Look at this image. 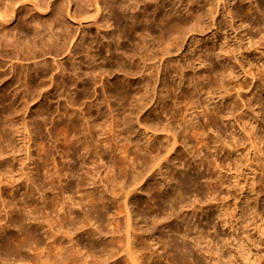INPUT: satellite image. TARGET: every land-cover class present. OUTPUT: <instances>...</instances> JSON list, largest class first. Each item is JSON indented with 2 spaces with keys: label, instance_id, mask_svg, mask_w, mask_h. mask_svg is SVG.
<instances>
[{
  "label": "rangeland",
  "instance_id": "1",
  "mask_svg": "<svg viewBox=\"0 0 264 264\" xmlns=\"http://www.w3.org/2000/svg\"><path fill=\"white\" fill-rule=\"evenodd\" d=\"M49 1L50 2L55 1L56 5L59 3L58 4L59 6L57 5V7L60 10V12L61 11H63V12H61L60 15H58V14L55 15L54 11H52L53 6H52V8H50L51 7V5H50L49 10H45L42 12H34L33 11V12H31V14L34 16L37 15L38 17L35 16L36 19L38 18L40 20V18H41L40 21H42V22L45 21L43 23H47L46 28L51 27V26L49 27V25L52 23V21L54 19L52 16H55V18H57V19L62 18V20H64L65 23L67 22V24L71 23V25L69 24V26L71 28L70 30H72V34L74 33L73 34V36H74L73 40H75L72 42V45L75 42L79 43L78 39L80 37L82 38V36L86 37L85 35L90 34V32H92L93 34H98V35H100V37L106 36V35L108 36V34H109V36L106 38H110V36L113 33L116 36V34H118L119 31L120 32L123 31V33L125 31V35L122 33L117 35V36L120 35V38L112 35L115 37V41H116L115 42L116 45L114 44V46H113L114 48L112 47V50L114 51V53H118L119 55L123 56L124 59H129V62H127L126 64H128L127 66L128 67L130 66L131 68L130 67L128 68L126 66H125V68L119 67V70H120L119 71L116 59H112V61H111V59L109 58V62L113 63L112 67L116 73L115 72H112V74L109 73L110 75L107 73L105 75H102L103 78L101 76L98 79L95 76V79L97 81L96 80H94L96 82L92 81L94 83H92L90 81L91 85H90V83H88L85 87L81 83V81H71V80H73V76H74V73L72 70V65H71L72 63L70 62L72 60L69 57V61H68L67 57L69 55L66 54L68 56L64 55V56L59 57L60 59L57 58L56 61L59 60V61H57V63H56V61L54 63V61L50 59V62L53 61V62H51V68L54 67L56 64L60 65V66L59 65L55 66L56 68L58 67L57 69L56 68L52 69V70L55 69L54 72L51 71L54 74V76L51 75L52 73H49L47 75L50 77L53 76L52 78H50V81H48L49 77H47V76H46L48 78L47 81H42V80H46V78H45L42 80L39 79L41 81H39V80L29 81V84H28V81L27 82L26 81L25 82L24 81H19V82L18 81H11V80H7L10 77H12V74H10L8 72L6 73V76L9 77L11 75L9 78L6 77L7 79H4L3 81H1V79H0V135L6 137V138H3V140L5 139L4 141H2V139H0L1 140L0 145L5 143L4 146H6V147L3 146L4 148H6L7 150H8V148L10 150H12L11 148H13V151L15 150L14 152L11 151L10 154L15 153L17 161L13 159L12 155L11 156L8 155L11 157V158L10 157L9 158L13 162L12 164H13V169L15 172L14 173V181H15V179H17V176L19 178L18 173H20L22 168L25 167L23 165H26V163H27V165L29 164L28 166H30V168L28 167V169L31 170V172H32V173L28 174V176H30V178L32 176L33 183H34V181H36L38 184H42V186H43L42 191H44L42 193L44 198L41 197V194H34L33 197L31 196V197L25 198V196H23L24 191L25 190L28 191V190L32 189L33 185L28 184L29 186H26L25 184H21L22 180L25 179V177H27V176H24V178L23 177L21 179L19 178L20 183L17 179V181L19 183V187H17L16 189H11L10 184H8L9 187L6 188L8 193L5 190L4 198H6L7 201L10 200L11 198L16 197V199L32 201L31 203L34 202L36 206L38 205V208L41 207L39 212L37 213L38 217H41L43 215L42 217L45 218V216L47 217L46 213L52 212L51 213L52 216L51 215L50 216L53 218L52 223L53 224L55 223L54 227H55V231H56L58 228L57 227L58 226V223H57L58 220L60 222L66 224L71 219V217H73V216H70V217L68 215L64 216L67 220H64L62 217L60 218L58 216L59 219L57 220V214L59 213V211L57 209V211H58L57 212L56 208H55V210H53L54 209L53 205H56L59 202L61 203L62 201L64 202L65 199L66 200L69 199L70 203L73 204V206L70 205V203L65 204L67 210H70L73 208L72 210L78 209V210H76L77 213H80V211L83 213L84 209L89 210V208H88L89 206L87 207L88 203L85 205V202H87V199H88L85 197L86 196L85 194L92 192L94 189H93V185H89L86 182L83 183L84 186L80 187L81 183L79 184V182L84 181L86 179V177H87L86 174H90L92 177L93 176L95 177L94 179L97 182L96 186L99 188L105 189L106 186H102L103 184L98 182V180H99L98 178L101 177L102 179H106V178L108 179L109 176H111V179L112 178H114V180L117 179V182L115 183V181L113 179L109 180V181H112V182H110V184H112V185H109L108 187H106V190H107L106 192H108V193H105V194H107L108 197L110 195V197L112 198V199H110V197L108 198L109 199L108 203L111 202L112 204L107 203L108 207L106 204V208L108 210L109 215L105 216L104 220L109 219V221H108L109 224H107L108 223L107 220L105 221V224L108 225L109 228H112V227H110V226H112V224L110 222L113 221L115 216L117 218V215H116L117 208H116V210H114L116 207V204H114L113 201H114V198L119 199L120 196L118 195L117 197H115L113 191H114V188L117 189L115 185L120 182L121 183L120 186L117 184L118 188L123 187V184H124V189L125 190L127 189L125 192H129V190L131 191V193H130L131 196H130V194L128 195V199H129L128 205H129V207H131V210L135 212V213L133 212V217H134L133 221H137L136 223L134 222L137 226L139 225V226H142L143 228H146V224H147L146 221H148V218L152 219L154 217V219L164 220V221H161V223L159 222L158 223L159 225L156 224L157 228H156V232H155V238L158 239L160 237L162 239V242L159 244H156L155 238L151 239L150 243H153V248L150 252H154L155 258L161 254L160 255L161 258H159V259L161 261H165V263H166L170 253L169 252L166 253V250H164L163 243L166 242L168 235L172 233V229L176 225V221H174V217L170 214V212H167V213L162 212V209L168 208V207H165V205L167 204L166 201L170 197L169 194L170 195L172 194V192H171L172 189H175V185L180 180H185V179L191 178L193 176L198 177V176L204 175L206 177L209 175L208 176L209 179H207V177H206V179L203 178L204 180L202 179L197 186H192L188 190V194L186 195L185 201L183 202V210H186L185 216L187 217V219H189L188 224L191 228V231H189V233H188L189 234L188 239L184 241V244L190 249V251L201 262V264H253L252 263L253 260L256 261V259H258V258H264V215L261 213L258 215L259 211H258L257 207H255L256 204H255V197L253 195L254 193H251V191L249 190L250 186L248 187V189L244 190L243 192H234L230 195V194H228L227 188L225 185L222 187V186H219L220 184H214L213 185V184L205 183V181L208 182L211 178H212V180H214L213 179L214 177L216 179V175L214 173H212L213 172L212 167L214 169L215 165H213V164L218 160V158L219 159L222 158L224 160L225 166L223 169L224 171H222V173H224L226 170L227 174L224 173V175H225V177L227 175V178H225V181L227 180V182L233 181L234 180L233 177L235 178V176H236L235 174H240V172L242 170H244L243 171L244 173L242 175V179H246V178L251 179L252 177L258 178L257 176H259L258 174L260 173V168L262 167V165L264 166V115L262 116L261 110H260L261 106L259 105L260 101L264 102V91H263L264 90V88H263L264 87V84H263L264 78L260 77L261 74L263 76V73H261V71H260L259 62H258V61H260L258 54H262V56H264V0H248L249 2L247 0H245V2H244L245 8L248 7L249 9H251L250 13H245V14H244L245 8L244 9H242L243 7L240 8V6H239L240 3H238L237 0H235L231 3H226L227 6H224V7H227V8L225 9L224 7H222L220 9L221 11L219 12V15L217 14L218 16L216 15L215 17H213L211 19H204L203 16H205L204 15L205 12L203 13V15L200 14V11H205L204 6H201L198 8L196 7L198 12H199V14H198V12H196L197 11L196 8H194V10H193V8L191 9L190 3L188 2L189 0L188 1L184 0V2L180 1V3H178V5H177V0H174V1L168 0L166 3H168V2L172 3L174 8L177 10L181 9V10H179V13L180 14L182 13V16L180 15L178 17L179 18L178 21L181 20L180 18H182V21H179L176 25H174L172 27V29H170V31H169L170 33L167 32L165 34L163 32L161 33L162 27H163V24L161 21L163 19L164 13L159 11V9L156 8L157 6H153V4L156 5V3L159 0H153L151 2V4H152L151 6L153 8H151L150 4H148V7L147 6L145 7L142 4L140 6L136 5L137 6V7L135 6L136 8L133 6L131 9L132 12L129 10L130 14L132 13V15L134 14V17H136V18H133L132 20H130V24L134 23L133 25H135V27L133 26L134 29L138 28L136 31L135 30H129V29L127 30L126 27L123 25L124 23H122L120 25V27L118 26L119 28L116 27L114 19L111 18L112 16L108 17V15H110L109 11L103 9L104 14H102L103 12L101 9L105 6L104 5L105 2H103V1H108V0H95L99 5H97L96 2L93 0H73V1H71V4H70L71 6H69V8H67V7L65 8V5H63L62 2L60 3V1L48 0L47 3H49V4H50ZM101 2H103V7H102ZM112 2L113 1L111 0L110 3H112ZM115 2H116V4L118 2V4L115 5ZM7 3H8L7 0H4V1L0 0V6H1L0 8L6 7ZM113 3H114L113 6L115 8L119 7L120 3L124 4V6H128V3H122L121 1H118V0H116V1L114 0ZM169 3H168V5H166L167 7L169 6ZM182 4L184 7V11H183ZM175 5L177 6V8L175 7ZM179 5L181 6V8H178V7H180ZM250 5H251V7H249ZM187 6H189V8ZM257 6L259 7V9ZM14 7H16V6H14ZM27 7L30 8L29 4L27 5ZM140 7L144 11L139 9ZM81 8H82V10L84 8H86L83 10L85 12H83L81 10ZM11 9H13V8H11ZM20 9H22V8H20ZM133 9H135V10H133ZM170 9L171 8H167L166 11L168 12V11H170ZM227 10L230 11L232 13V15L234 14L231 18L227 14L224 15V13L227 12ZM233 10H235L234 13H233ZM255 10H258V11H255ZM81 11L83 13H80ZM87 11H88V13H86ZM116 11H118V13L121 15V13H120L121 10L116 9ZM134 11H135V13H134ZM140 11H142V12H140ZM254 11L256 12L257 15L254 14ZM28 12L26 13V10H23V9L20 10L19 12H17V14H19L17 18H19L22 15L24 16V14H26L28 20H33L34 17H32V15L30 13L28 14ZM77 12H79V13L77 14ZM107 12H108V14H107V17L104 21L103 15H106ZM153 12H154V14H153ZM185 12H188L190 14L185 13ZM191 12L192 13L194 12L193 16H192ZM67 13H69V14H68V17L66 18ZM183 13H184L185 17H187V20L190 19L191 22H190V20H188V21L186 20ZM195 13H197L198 16ZM52 14H54V15H52ZM84 14H86V16ZM57 15H58V17H57ZM142 15H143V18H142ZM29 16H31L30 17L31 19L29 18ZM201 16H202V18H201ZM234 16H235V18H234ZM85 17H89V18L91 17V19L87 18L88 21L90 22V24L88 21L85 20ZM190 17H193V18H190ZM194 17L196 18L195 22H194ZM199 17H200V19H199ZM51 18H53V19H51ZM72 18H74L75 20ZM107 18L111 19L110 21L112 23H110L109 19H107ZM134 19H138L139 21L141 19L142 20L141 24H140L141 26L138 24L140 22L137 23ZM197 19H199V21ZM46 20H47V22H46ZM77 20H78V22H77ZM200 20L203 21V22L201 21L203 24L202 23L199 24ZM132 21H134V22H132ZM183 21H186V22H183ZM96 22L101 23L100 27L95 25ZM106 22H108L107 24H109L111 26L108 25V27L105 26V28H104L103 24L107 25ZM135 22H136V24H135ZM142 22H145V23H142ZM189 22L191 23L190 25H192V23H193L194 26L198 27L199 29L197 28V30H196V28L193 25L190 26ZM196 22L198 24H196ZM17 23H18L17 20L13 19L9 25L10 26L9 28L12 30L15 27V25H17ZM242 23H244V25H242ZM88 24H89V26H88ZM204 24L205 25L207 24V26H205ZM251 24H255L256 27L258 25L259 26L261 25V27L258 28L260 33L256 32V34H255V30H253L249 27V26H251ZM197 25H199V26H197ZM87 26H88L89 30H88ZM146 26L148 28H146ZM175 26H176V28H174ZM200 26H202L203 28ZM81 28H82V30H80ZM121 29H123V30H121ZM145 29L148 32L144 33ZM180 29H183V30L186 29V30H188V33H186V30H184L185 32L182 30L179 31ZM247 29H248V31H247ZM40 30L42 31L43 28L40 27ZM84 30H86V33H84L85 32ZM149 30H151L150 31L151 33H149ZM174 30H176V31H174ZM219 30H221V31H219ZM87 32H88V34H87ZM116 32H118V33H116ZM177 32L182 33V35L180 33L177 34ZM81 33H84V34H81ZM102 33H105L106 35L105 34L103 35ZM79 34H80V36H79ZM138 35H140V38ZM159 35H163L162 36L163 38H161ZM178 35H179V37H178ZM121 36L122 37L125 36L127 39L125 40L124 39L125 37L122 38ZM176 36H177V38H176ZM128 37L129 38L132 37V39L130 40ZM141 37H144V38H141ZM116 38L117 39L119 38L120 44ZM145 38L146 39L148 38L147 40L149 41L150 45L146 44L142 41ZM246 38H248V40H246ZM157 40L158 41L161 40V42H158ZM140 41H142V42H140ZM247 41H248V43L250 42V44L253 43L255 45H253V44L250 45L247 43ZM129 42H131V43H129ZM168 42L171 43V45ZM172 42L176 43V45L173 44ZM141 43L144 47L141 45ZM222 43L231 44V45L232 44H234V45H239V44L243 45L244 44L245 47L247 45V48H249V47L252 48V46H253L254 48H252L251 51H253L256 48H259L258 47L259 45H261L263 47L262 51H259L258 54L257 53L255 54V51H253L250 55H244V60L240 59V62L244 65L245 69L248 72L252 73V76H250V75H248V73H245V71H244L245 69H243L244 68L243 66L237 67V71L240 74L239 81H237V82H238V84L240 81L244 82L243 85L245 88L242 89L243 91L242 90H240L239 92L237 91V89H236V88H238L237 87L238 85H236L237 82L232 81V83L235 84V85H233L231 83V81H229V79L227 80L228 77L226 74H228L227 73L228 66L226 67L225 63H227V65H229L230 61L227 60V58L225 57V55H223L221 50L219 51V49H220L219 46ZM127 44H130V45H127ZM154 44L156 47L154 46ZM167 44H169L170 47L169 46L167 47ZM172 44H173V46H172ZM119 45L122 47H120ZM118 46H119V48H121V50L118 51L119 50L118 49L117 51H115V47L118 48ZM131 46H133L134 48H132ZM150 46L151 47L154 46V48H151ZM157 46H159L160 48H158ZM122 48H124V49L122 50ZM127 48H129L130 50H128ZM142 48H144V49H142ZM155 48H157V49H155ZM167 48H169V49L172 48V50L168 49L169 51L164 52L165 50H167ZM161 49L164 51L162 52ZM121 51H123V52H121ZM126 51H128V52H126ZM137 51L140 55L137 54ZM129 52L131 54L133 53L132 56H134V55L135 56L132 58V56L130 55ZM144 52H145V55L147 56V58L144 57L145 56V55H143ZM168 52H170L169 55H167ZM155 53L156 54L158 53L157 54L158 56L161 53L160 55H163V57L166 55V57H164L165 59L163 57H161L162 61L159 62L160 63L159 74H157V76L154 77V79L152 80V81H155L154 82L155 85H154V83L152 84V86L155 89L152 87L150 93L152 94V91H153V94L155 93L156 95L155 94L151 95L154 98L153 100H152L151 96H148V101H149V103L147 105L148 107L146 106L140 112H138V110H136V112H135V109L132 110V107L135 108V103H136L137 99H139L138 96L140 95L139 97L141 98V95L144 93V91H142V87H141L142 81L140 78L142 76V71H143L142 66H143L144 62L149 63V61L147 59L151 58L152 54L155 55ZM104 54H103V56L109 57V53H107L108 55L106 53H104ZM141 56H142V59L140 60L139 58ZM137 57H138V59H137ZM144 58H145V61L143 60ZM183 58H185V59H183ZM170 59L172 60V62L170 61ZM190 59L192 61H190ZM139 60H140V62H139ZM183 60H185V61H183ZM122 61L124 62L125 60H122ZM188 61H190L191 63ZM106 62L107 61H105V63ZM153 62L154 61H150V63H153ZM173 62H174V64H171ZM182 62H184L185 64ZM210 62L213 64H210ZM163 63H164V65H163ZM168 63H169V65H168ZM178 63L183 68H181ZM187 63H190L191 65L187 66L186 65ZM232 63H235V62H232ZM132 64H134V65H132ZM141 64H142V66H141ZM183 64L186 65L187 68L185 66H183ZM211 66H213V67H211ZM138 67H141L142 71H141V68H138ZM169 67H174L175 70H173L174 68H169ZM178 67H180V68H178ZM189 67H191V68L193 67L194 70L188 69ZM120 68L125 69V71L129 70V72L128 73L124 72V71L122 72L123 69L121 70ZM176 68H178V71L176 70ZM254 68H255V72H252V69L254 70ZM256 68H258L257 69L258 71L256 70ZM126 69H128V70H126ZM182 69L185 71H183ZM181 70H182V74L180 72ZM140 71H141V73H140ZM137 72L140 75L138 74V76H136ZM175 73H177V74H175ZM128 74H130V75H128ZM132 74H136V75L134 76ZM183 74L185 77L183 76ZM245 74H247L248 76ZM254 75L256 77L260 78V80L256 77H254ZM207 76H208V78H207ZM68 77H70L71 80H69L70 78H68ZM211 77H213V78H211ZM248 77H250V78H248ZM251 77L252 78L254 77V78L252 79ZM14 78L16 79L18 77L15 75ZM53 78H54V80H53ZM59 78H60V80H59ZM21 79L23 80V78H21ZM212 79H215L216 82H215V80L213 82ZM251 79H252V82H251ZM63 80H65V81H63ZM206 80L207 81L209 80V81L207 82ZM137 81L139 82L138 84H136ZM210 81H211V83L213 82V84H211ZM248 81H249V85H248ZM74 83L77 84L78 86L75 85ZM140 83H141V85H140ZM208 83H210V85ZM173 85H174V87H173ZM213 85H215V86H213ZM210 86L213 87L212 90L214 92L210 89V88H212ZM222 88L224 90H221ZM260 88L262 91L260 90ZM233 89H236V91H237L236 96L234 94L236 92ZM163 90H164V92H163ZM207 90L209 92L212 91L215 96L213 94H211L212 92L208 93ZM224 91L230 92L229 94L231 95V97H229L230 96L229 94L228 95L226 94L225 96H227L228 98L222 102L220 97L217 95H220ZM138 92H140V93H138ZM59 93H61V95ZM238 93H240V94H238ZM29 94H31V95H29ZM39 94H41V95H39ZM47 94H48V96H47ZM135 94L138 96L136 97ZM160 94L164 96V99H163V96H161ZM208 94L210 96H207ZM232 94H234V95H232ZM44 95H46V96H44ZM57 95H58V97H57ZM165 95H166V97H165ZM130 97H131V99H130ZM132 97L134 98V100ZM188 98H189V101H187ZM192 98H193V100H192ZM238 98H240V99L238 100ZM2 99H4V100H2ZM184 99H185V102L187 101V103L189 105L188 106L186 103V106H188L187 108L185 106ZM191 100L193 102V105H191L192 109H195V110H192V109L189 110L190 111L189 113L191 114V116L189 113L184 114V115L189 114L188 118H190V119L192 117V122L194 124L192 123L191 125H195L198 131L202 130V128H203V130L207 129V130H204L205 131L204 136H201L198 134L199 137H196L197 133L194 134L192 128L190 127L191 126L190 121H188L190 119H188L186 121L187 123L179 120V118H180V117H178L179 111L180 110L185 111L186 109H188L190 107V103H192V102H190ZM3 102H5V103L3 104ZM194 102H195V105L197 103V105H196L197 107L194 105ZM109 103H110V105H109ZM204 104L207 107L209 106L207 108L208 110H204V108H205ZM223 104H225V106ZM250 104H251V107L248 108L250 106ZM130 105L131 106L133 105V106L131 107ZM182 105H184V109L181 108ZM243 105H244V107H243ZM245 105H246L248 110H246ZM110 106L112 109L110 108ZM193 106H195L196 108H193ZM198 106H201V107L199 108ZM163 107L166 109V111H168V109H169L168 114L167 113L164 114L165 116L163 114H162L163 116H161V111H162ZM7 108H8V110H7ZM215 108H217L220 111V113L228 114V117L224 118L223 120L220 119L221 117L215 118L213 112H211V110L213 111V109H215ZM244 108L246 111L244 110ZM175 109H179L177 114H176L177 110L175 111ZM202 110L204 113L202 112ZM209 110H210V112H209ZM195 111H197V112L195 113ZM158 112L160 113V115ZM173 112H175V113H173ZM7 113L10 115H6ZM139 113H140V115H139ZM169 113L174 114V115L172 114V118H171V114L169 115ZM181 113L182 112H180V114ZM192 114H194V116ZM201 114L202 115L207 114V116H202ZM224 114H221V115H224ZM135 115H138V117ZM159 116H161V120H160ZM213 116H214V118H213ZM157 117H159V118L157 119ZM164 117H166V120ZM167 117L169 119H167ZM177 117H178V119H177ZM209 117H210V119H209ZM240 117L243 118L244 122H246L248 120L247 121L248 125H246L247 122H246V124L244 123V125H243V121H242L240 123V124H242L241 127L242 126L244 127L245 125L249 126L248 129L252 130L253 135L255 134L254 135L255 138L256 137L258 138V139L257 138L256 139L258 142V146L261 147L263 158H261V156L259 155L260 153L257 154L258 151L257 152H256V150L253 151L254 149H252V147H251V140H248V137H247L248 134L247 133L244 134V132H242L241 130L238 129V127L236 125L237 123L235 124V122L238 120L237 118H240ZM113 118H116V119H118L117 121L121 122V123L117 122L115 124L116 125L115 126V133L119 136L122 135L125 137V138L120 137L119 141L124 142V143L122 142L121 144L123 145L122 147H124L123 148L124 152L128 154V156H129L128 158L126 156L127 154H125L124 152H123L124 155L122 153L118 152V154H120V155L122 154V156H120V155L118 156L116 154L113 155L111 153L112 149H109L111 145L110 144L108 145L107 136L105 134H103L104 130L107 129V127L109 129L110 124H111L110 122L113 121ZM147 118H148V122L146 121ZM162 118H163V120H162ZM211 118H212V120H211ZM135 119L138 120V123ZM173 119H174V121H173ZM217 119L219 121H217ZM225 119L227 121H225ZM214 120H216L217 122H215ZM228 121H229V123H228L229 125L228 124L226 125V123ZM162 122L164 125H169L172 127V132L173 133L176 132V136L178 135V137H177L178 142L180 140L181 144L179 142L178 144H176V146H175L176 148H174L173 150L170 151V154H169L170 158L167 156V154H165V151H162L163 155L161 153V155H162L161 158L163 156H164L163 158H165L167 156L169 158V160L167 161L168 165L170 163H172V165L170 164V166H164L163 167V169L161 170V172H163V175H162V173L160 174L159 171H158L159 174L157 172L154 173V174L157 173L156 176H153V178L157 182H155V180H153V178H152V181H151V179H148V180L144 179V181L140 184V189L137 191V193H135V192H133L135 190V186H131L133 188L130 187L131 189H133V191L130 188L128 189L127 186H129V184H132V181H134V179H135V173H134L135 172V167H134L135 166V156L138 155V156H142V157L146 158L145 152L143 151L144 149L142 147H144V146L146 147V145H148V143L151 142V141H148L147 139L150 138L153 140L151 132L150 131L148 132L150 134H148L146 132V131H148V128L152 127V128L160 129L157 132V136H158L157 140L159 142L157 140H153L154 143L152 142L153 144H155V146L163 149L164 147H167L168 144H170L172 142L173 138H172V135H169L170 133L167 132L168 130H165V131L167 134L169 133L168 134L169 136L165 133L164 130L161 129L164 126L162 124ZM188 122H189V125H188ZM201 122L204 124H202ZM214 122H215V124H214ZM233 122H234V124H233ZM60 123H61V125H60ZM176 123L179 125H176ZM118 124H121L120 127L118 126ZM141 124H144L145 127H148V128H145L144 125H142L147 130H144L143 127H140ZM172 124H174V125H172ZM23 125H25V126H23ZM153 125H155V126H153ZM161 125H163V126H161ZM202 125H204V126H202ZM26 126H27V129H29V133L31 132L30 136L32 135L31 136V138H32L31 142H29V143H27V141H26V139L28 140V138L26 136V135H28V133H26V131H24ZM195 126H193V127H195ZM201 126H202V128H201ZM207 126H209L211 130ZM72 127L75 129V131H73L74 129ZM198 127H200V128H198ZM118 129H120V130H118ZM189 130H190V132H189ZM119 132L121 134H119ZM211 132L214 135H212ZM65 133L69 134L68 135L69 137H67V139L69 140V143H71L70 141L72 140V142H75V146H73L71 148H69L68 145L66 146V142H65L64 138L62 137V136H64ZM144 134H146V135H144ZM233 135H235L236 137ZM145 136L146 137L148 136V137L146 138ZM164 136L166 137V139L163 138ZM183 136L186 139H184ZM218 136H219V139H218ZM159 137H160V139L162 137V139H163V140L161 139L162 142L159 139ZM122 138H123V140H122ZM235 138L239 142L238 143L239 144V148H238L239 151H236L237 153L235 152V150H238L237 148L232 149V151L234 150V152H235V153L233 152L232 154L231 153H224L223 150H221V149L219 151L218 145L221 142L220 140H222V142H224L226 140L224 143H226V144L228 143V145L230 143V145H231L232 144L231 142L236 140ZM77 139H78V141H76ZM125 139H126V141H125ZM181 139L182 140L184 139V140L182 141ZM198 139H200V141ZM166 140H169L170 143H167L168 141H166ZM216 140H219L218 145H217L218 142ZM146 141H148L147 144H146ZM156 141H157V143H155ZM185 141H186V145H185ZM201 141H205V142H202V144L207 142L205 144L206 147H204L205 145L201 144ZM248 141H250V142H248ZM259 141H260V143H259ZM160 142L162 145L160 144ZM182 142L184 143V145ZM215 142H216V144H215ZM81 143H83V146L80 145ZM125 143L127 144L126 145L127 148L125 147ZM135 143H137L139 146ZM10 144L12 146H10ZM143 144H145V145H143ZM86 145L88 148L87 152L84 149V146L86 147ZM249 145H250V147H249ZM28 146L29 147L33 146L32 148L30 147V154H31L30 158L32 160V161L31 160L30 161H31V163L33 161H35V162H33L35 165H33V163L31 164L29 162V159L26 160V158H27V157H25V156H27L26 155L27 154L26 153V151H27L26 147H28ZM135 146H136V148H135ZM137 147H139V148H137ZM138 149H140V150H138ZM215 150H217V151H215ZM94 151L98 152V156L100 155V158L97 157V155L95 154ZM186 151H188V152H186ZM229 154H231V155H229ZM28 155H29V152H28ZM95 155L97 158L95 157ZM117 156H118V158H117ZM123 156L126 158H124ZM223 156L228 157V159L226 157H223ZM112 158H114V159H112ZM19 159L25 160L26 163L24 162V164H22L21 163L22 160H19ZM118 159H120V160L117 161ZM127 159H129V160H127ZM173 159H174V161H172ZM247 159L250 160L249 163H244L245 160H247ZM114 160H115V163H114ZM146 160L149 161V158H146ZM116 161L119 163V165L117 164ZM127 161H128V163H127ZM132 161L134 163H132ZM202 161H204V162H202ZM120 162L123 164L121 166L122 168L119 169V166L121 165ZM164 162H166V161L163 160V163ZM201 162H202V164H201ZM211 163L213 166L211 165ZM234 163L235 164L236 163L241 164L240 170L235 169L237 167H235L236 165ZM130 164H134V165H130ZM199 164H200V166H199ZM247 164L250 165L249 168H246L248 166ZM128 165H130V167L133 166L134 168H130V167H128ZM116 166H118V167H116ZM124 166H126L127 168H125ZM171 166H174V169L171 168ZM194 166L196 169L199 166L198 170L193 168ZM207 166H209V167H207ZM141 167H142L141 164H139L138 167L136 168V171H139L141 169ZM6 168L7 167H5V168L3 167V169H2L3 173L6 171L5 170ZM228 168H230V169H228ZM117 169L120 172H121V170L123 172L118 173L119 171ZM171 170H172V173L170 172ZM206 170H210L211 172L206 171ZM254 170H255V172H253ZM116 171H118V172H116ZM168 172L172 175H170ZM252 172H253V174H251ZM63 173H66L65 177L64 176L59 177L60 178V180H59V178H57L58 174L62 175ZM95 173H98V175ZM116 173H118V174L116 175ZM123 173H125V174L127 173V174L126 175L124 174L125 175L124 176ZM210 173H212V174L210 175ZM128 174H129V176L131 174V177H129ZM15 175H16V177H15ZM148 175H147L148 176L147 178H149L151 176V174H148ZM91 176H90V178H91ZM114 176H116V177H114ZM120 176H122V177H120ZM127 176L129 177V179L126 178ZM210 176H212V177H210ZM230 176L232 178H230ZM84 177H85V179H84ZM161 178L162 179L164 178V179L162 180ZM223 178H224V176H223ZM228 179H230V181ZM10 180H13V179L10 178L9 181ZM212 180H210V181H212ZM17 181H15V182H17ZM51 181H53L52 185H53V187H55L53 190H52V185H50ZM59 181H60V183H59ZM113 181H114L115 185L113 184ZM210 181H209V183H210ZM214 182H215V180H214ZM18 183H14L13 185H18ZM126 183L128 184L127 186H125ZM67 184L70 185L69 187L72 188V191L60 193V190H59L60 187L62 185L65 186ZM150 184L158 186V187H156V186H153V187H156L157 189L156 188L155 189L157 191L159 190L160 193L154 191L155 189H153V187ZM2 186L3 185H0V187H2ZM212 186L215 187L216 190ZM151 187H152V189H151ZM158 188H160V189H158ZM149 189L151 192L149 191ZM12 190L13 191L16 190V193L14 195H10V194H13V193H10V192H12ZM154 192H156V193H154ZM211 192H212V194L214 192H216V194H214V195L218 196V197L216 196L218 201H220V199L222 200V198H226L225 203H227V207L230 206V208H233L232 204H234L235 201H237L239 203L240 207L238 210V217H237L240 220L239 227H235L234 229H232V228H229L228 225H223L222 223H219L218 216L222 217V215L224 214L223 207H221L222 206L220 204L221 201L218 202L217 206H215L213 208L208 207L210 203L214 202L212 197H211L212 196ZM11 196H13V197H11ZM82 197H84V198H82ZM148 197H150V198H148ZM28 198H29V200H28ZM54 198H56V199L54 200ZM63 198H64V200H63ZM81 198L86 199V200H84L85 202ZM69 200H67V201H69ZM123 200H124L123 198L120 199V202H124ZM194 200L199 201L200 205H202V207H203V211L201 213H195L193 215L190 206L192 205V202ZM211 200L213 202H210ZM165 202H166V204H165ZM43 203H44V206L46 204L50 203L49 205L52 206V207H50V212H49V210L48 211L44 210L45 212L43 211V209H42L44 207ZM76 203H78V204H76ZM140 203H141V205H140ZM146 204H148L149 206ZM219 205H221V206H219ZM163 207H165V208H163ZM82 209H83V211H82ZM51 210H53V211H51ZM88 210H86V211H88ZM141 210H143L144 212ZM210 210L213 213L214 217L215 218L217 217L215 219L214 223L217 224V229H218L219 233L225 238V240H226L225 243L229 248L228 252H226L228 256L225 259H221L219 257H215V258L211 259L209 257V255L205 252L206 248L210 246V245L207 246V244H206V241H207V238H205L206 234L203 236L204 239H202V242L200 245H196V242L194 241L195 237L198 236V229L195 225H199L200 227L205 226L206 225L205 214H206V212H209ZM145 212H146V214L148 213L147 215L149 217L146 216L147 219H144V220H146V221H144L145 222L144 223L142 219L144 218L143 213L145 214ZM114 213H115V215H112ZM19 214H24V212L20 211ZM135 214H138V215L134 216ZM152 214H154V216ZM244 214H248V215L250 214L251 220L249 221V223L244 222V219H245L243 216ZM2 215L5 216V214L1 213V217H2ZM11 215H14V213ZM139 215H141L143 217H140ZM262 215H263V217H262ZM34 216H36V215L34 214ZM67 216L69 218H67ZM111 216L112 217L114 216L113 219ZM52 218L49 217V219H52ZM161 218H165V219H161ZM40 219L43 222L44 219L43 220H42V218H40ZM54 219L56 220V222H54L55 221ZM117 219L119 221L120 217H118ZM123 219H124L123 217H122V219H120L121 224H123V222H122ZM150 219L148 222H150V224H152L151 222L153 219L152 220H150ZM4 222L5 221H3L2 223H4ZM44 223L45 222H43V224ZM250 224H251V227H246ZM94 227H95V225H94ZM134 227H135V225H134ZM92 229H93V227H92ZM256 229H258L257 234H256ZM178 230H180L181 234H184L186 232V226L181 225L178 228ZM81 232L82 231H79V233L78 232L77 233L80 234ZM40 233L42 235V237H41L42 241H43L42 245H45V244L49 243V241H52V240H47V238H46L47 236L42 234V231ZM258 234H260V235H258ZM179 235L180 234H176V233L174 234L176 239H178V241L181 242L182 239L179 238ZM249 235H253V236L250 239H246V237H248ZM71 237H74V238L78 237L77 239H79L80 235L78 236L75 234V236L73 235ZM260 237H261V240H260ZM107 239H110V238L108 237ZM64 241H65L64 242L65 245L69 246L68 241H66V240H64ZM108 241H106V243ZM59 242L60 241L57 242V245L59 244ZM252 242H254V244H252ZM42 245H41V247H42ZM55 245L56 244H54V246ZM45 247H46V245L44 246V248ZM42 248H40V249H42ZM44 248H43V256L48 254V253H46L48 251L45 250ZM44 250H45L46 254L44 253ZM230 252L234 253L232 258L231 257L229 258ZM0 253L5 254V251H3V252L1 251ZM38 254H39V251H38ZM34 255H35V253L25 251L24 252V256H25L24 258L25 259L23 260L24 264H33L35 262L33 259L36 260ZM247 257L250 258V262L246 260ZM255 261H254V264H258V262H255ZM19 263H17V264H19Z\"/></svg>",
  "mask_w": 264,
  "mask_h": 264
},
{
  "label": "bare ground",
  "instance_id": "2",
  "mask_svg": "<svg viewBox=\"0 0 264 264\" xmlns=\"http://www.w3.org/2000/svg\"><path fill=\"white\" fill-rule=\"evenodd\" d=\"M1 1H4V0H1ZM8 1V3H7V5H6V7H4V8H0V79H1V81H3L4 79H7V78H9V77H7L6 76V73L8 72V73H10V74H12V77H10L9 79H7V80H11V81H28V84H29V81H36V80H39V79H45L46 78V80H42V81H47V77H49V80L48 81H50V78H52L53 76H54V74L52 73V72H54V70H52L53 68H56L55 66L57 65H59V64H56L54 67H52L51 68V62H53L54 61V63H55V61H56V59L58 58V59H60L59 57H61V56H64V55H66V54H68V55H66V56H68L67 58H68V61H69V57H70V59L72 60V61H70L72 64V70H73V73H74V76H73V80H71V78L70 77H68V78H70L69 80H71V81H81V83L86 87V85L88 84V83H90V81L92 82V81H94V80H96L95 79V76L97 77V79L99 78V77H101L102 75H105V74H109V73H111L112 74V72H115L114 70H113V67H112V62H109V58L111 59V61H112V59H116V62H117V66H118V70H119V67H124L125 68V66L126 67H128L127 65L128 64H126L127 62H129V59H124V57L123 56H121V55H119L118 53H114V51L112 50V47L114 46V44H115V37L118 35V34H120V33H122V34H124L125 35V31H124V33H123V31L122 32H120L119 30V33L118 32H116V33H118V34H116V36L114 35V33L112 34V35H114V36H110V38H106V37H108L109 36V34H108V36L105 34V33H102L103 35L105 34L106 36H101L100 37V35H98V34H93L92 32H90V34H88V32H87V34L88 35H85L86 37H84V36H82V38L80 39H78V41H79V43H77V42H75L73 45H72V42L73 41H75V40H73V34H72V30H70L71 28H70V26H69V24L71 25V23H69V24H67V22L65 23L64 22V20H62V18H60V19H57V18H55V16H52L53 18H51V19H53V21H52V23L49 25V27L50 28H46V26H47V23H43V22H45V21H40L41 20V18H40V20L37 18H35V16H37V15H32L31 14V12H42V11H45V10H49V7H50V5H51V7L50 8H52V6H53V9H52V11H54V13H55V15L56 14H58V15H60L61 14V12H63V11H61L60 12V10L58 9V7H57V5L59 4H57L56 5V2L54 1H52V2H50V4L49 3H47L48 2V0H7ZM56 1H60V3L62 2L63 3V5H65V8L67 7V8H69V6H71L70 4H71V1H73V0H56ZM93 1H95V0H93ZM113 2H114V0H112ZM116 1V0H115ZM118 1H121L122 3H128V6H124V4H119V7H114L113 6V2L112 3H110L111 2V0H108V1H103V2H105L104 3V7H103V2H101L102 3V12L104 11V10H107V11H109V14L110 15H108V17L109 16H112L111 18L112 19H114V21H115V25H116V27H120V25L122 24V23H124L123 25L126 27V29L128 30H137L138 28H135L134 29V27H135V25H133L132 23L130 24V20H132L133 18H136V17H134V14L132 15V13L130 14V11H131V9H132V7L134 6H140V5H142L143 4V6H147L148 7V4H150V6L152 5L151 4V2L153 1V0H118ZM168 0H159L157 3H156V5H154L153 4V6H157L156 8L157 9H159V11H161V12H163L164 13V16H163V19H162V24H163V27H162V31H161V33L163 32L164 34L165 33H167V32H169L170 31V29H172V27L174 26V25H176L179 21H182V18H180L181 20H179L178 21V17L181 15L182 16V13L180 14L179 13V10H181V9H179V10H177V9H175L174 8V6H173V4L172 3H169V6L167 7L166 5H168V3H166ZM172 1V0H171ZM174 1V0H173ZM180 1H183L184 2V0H177V5H178V3H180ZM188 1V0H187ZM233 1H235V0H189L188 2L190 3V7H191V9L193 8V10H194V8H198V7H201V6H204V8H205V11H200V14L201 15H203V13L205 12V16H203L204 17V19H211V18H213V17H215L217 14L219 15V12L221 11L220 9L222 8V7H224V6H227L226 5V3H231V2H233ZM238 1V3H240V8H242V9H244L245 8V6H244V2H245V0H237ZM248 1V0H247ZM96 2V1H95ZM150 2V3H149ZM249 2V1H248ZM2 3V2H1ZM237 3V2H236ZM29 4V7L30 8H28L27 7V5ZM96 4L97 5H99L97 2H96ZM117 4H118V2H117ZM116 4V2H115V5H117ZM203 4V5H202ZM110 5V6H109ZM160 5V6H159ZM231 5V4H230ZM229 5V6H230ZM236 5V4H235ZM234 5V6H235ZM258 5V4H257ZM14 6H16V7H14ZM59 6V5H58ZM136 6V7H137ZM180 6V5H179ZM260 6V5H259ZM1 7V6H0ZM27 7V8H26ZM135 7V8H136ZM175 7L177 8V6L175 5ZM182 7H183V4H182ZM186 7V6H185ZM188 8H189V6H187ZM249 7H251V5L249 6ZM258 7V6H257ZM11 8H13V9H11ZM20 8H22L23 10H26V13L28 12V14L30 13L31 15H32V17H34L33 18V20H28L27 19V15L26 14H24V16L22 15V16H20L19 18H17L18 17V15L19 14H17V12H19L20 10H22V9H20ZM64 8V9H65ZM101 8V7H100ZM109 10H108V9ZM151 8H153L152 6H151ZM167 8H171L170 9V11H166V9ZM178 8H181V6L180 7H178ZM187 8V9H188ZM197 8H196V10H197ZM225 9L227 8V7H224ZM61 9V8H60ZM84 9H86V8H84ZM83 9V10H84ZM104 9V10H103ZM116 9L117 10H121V15L118 13V11H116ZM139 9H141V7L139 8ZM138 9V10H139ZM146 9V8H145ZM155 9V8H154ZM224 9V10H225ZM229 9V8H228ZM253 9V8H252ZM258 9H259V7H258ZM81 10H82V8H81ZM82 10V11H83ZM100 10V11H101ZM130 10V11H129ZM133 10H135V9H133ZM141 10H143V9H141ZM152 10V9H151ZM156 10V9H155ZM195 10V11H196ZM254 10V9H253ZM252 10V11H253ZM51 11V10H50ZM80 12V13H83V12H85V11H83V12ZM144 11V10H143ZM183 11H184V7H183ZM182 11V12H183ZM192 11V10H191ZM234 11L235 10H233V13H234ZM241 11V10H240ZM255 11H258V10H255ZM254 11V14H256V12ZM25 12V11H24ZM47 12V11H46ZM45 12V13H46ZM106 12V11H105ZM132 12V11H131ZM140 12H142V11H140ZM148 12V11H147ZM150 12V11H149ZM196 12H198V10L196 11ZM228 12V13H227ZM227 12H225L224 13V15H228L230 18L234 15H232V13L230 12V11H228L227 10ZM251 12V9H249L248 7L247 8H245L244 9V14L245 13H250ZM66 13V12H65ZM79 12H77V14H78ZM86 13H88V11L86 12ZM101 13V12H100ZM134 13H135V11H134ZM168 13V14H167ZM185 13H188V12H185ZM194 13V12H193ZM192 12H191V14H192V16L194 15ZM223 13V12H222ZM243 13V12H242ZM258 13V12H257ZM16 14V15H15ZM23 14V13H22ZM63 14V13H62ZM68 14L69 13H67L66 15V18L68 17ZM76 14V15H77ZM102 14H104V12L102 13ZM107 14H108V12L106 13V15H103L104 16V21H105V19H106V17H107ZM137 14V13H136ZM145 14V13H144ZM147 14V13H146ZM153 14H154V12H153ZM188 14H190V13H188ZM187 14V15H188ZM197 16H198V14H199V12H198V14L197 13H195ZM15 15V16H14ZM52 15H54V14H52ZM58 15H57V17H58ZM85 16H86V14H84ZM141 15V14H140ZM183 15H184V13H183ZM217 15V16H218ZM236 15V14H235ZM257 15V14H256ZM63 16V15H62ZM61 16V17H62ZM75 16V15H74ZM83 16V15H82ZM90 16V15H89ZM138 16V15H137ZM146 16V15H145ZM144 16V17H145ZM244 16V15H243ZM31 16H29V18H30ZM38 17V16H37ZM60 17V16H59ZM65 17V16H64ZM70 17V16H69ZM72 17V16H71ZM184 17H185V15H184ZM189 17V16H188ZM226 17V16H225ZM239 17V16H238ZM76 18V17H75ZM87 18H89V17H85V20L86 21H88V19ZM142 18H143V15H142ZM146 18V17H145ZM148 18V17H147ZM186 18V20H187V17H185ZM190 18H193V17H190ZM201 18H202V16H201ZM217 18V17H216ZM234 18H235V16H234ZM243 18V17H242ZM245 18V17H244ZM13 19H15V20H17V25H15V27L11 30L9 27V25H10V23L12 22V20ZM31 19V18H30ZM71 19V18H70ZM72 19H74V18H72ZM89 19H91V17L89 18ZM107 19H109V18H107ZM139 19V18H138ZM138 19H134L137 23L138 22H140V23H138L139 25L141 24V19H140V21L138 20ZM184 19V18H183ZM199 19H200V17H199ZM199 19H197L198 21H199ZM229 19V18H228ZM43 20V19H42ZM48 20V19H47ZM47 20H46V22H47ZM75 20V19H74ZM84 20V21H85ZM111 19H109V21H110ZM149 20V19H148ZM185 20V19H184ZM188 20H190V19H188ZM187 20V21H188ZM193 20V19H192ZM217 20V19H216ZM230 20V19H229ZM233 20V19H232ZM49 21V20H48ZM103 21V22H104ZM107 21V20H106ZM144 21V20H143ZM196 21V18L194 17V22ZM202 20H200V22H199V24L200 23H202L201 22ZM205 21V20H204ZM70 22V21H69ZM77 22H78V20H77ZM89 22V21H88ZM87 22V23H88ZM132 22H134V21H132ZM136 22H135V24H136ZM154 22V21H153ZM160 22V23H161ZM183 22H186V21H183ZM190 22H191V20H190ZM189 22V25L191 24ZM193 22V21H192ZM207 22V21H206ZM205 22V23H206ZM105 23V22H104ZM108 22H106V24H107ZM110 23H112L111 21H110ZM114 23V22H113ZM142 23H145V22H142ZM245 23V22H244ZM244 23H242V25H244ZM81 24V23H80ZM89 24H90V22H89ZM89 24H88V26H89ZM100 22H96L95 23V25L96 26H98V27H100ZM103 24V23H102ZM154 24V23H153ZM156 24V23H155ZM184 24V23H183ZM196 24H198L197 22H196ZM195 24V25H196ZM203 24V23H202ZM87 25V24H86ZM108 25L109 24H107V25H104L103 24V26H104V28H105V26L106 27H108ZM114 25V24H113ZM182 25V24H181ZM187 25V24H186ZM192 25L194 26V24L192 23ZM192 25H190V26H192ZM205 25V24H204ZM203 25V26H204ZM257 25V24H256ZM84 26V25H83ZM82 26V27H83ZM88 26H87V28H88ZM91 26V25H90ZM109 26H111V25H109ZM134 26V27H133ZM141 26V25H140ZM149 26V25H148ZM188 26V25H187ZM197 26H199V25H197ZM205 26H207V24L205 25ZM209 26V25H208ZM40 27H42L43 28V30L41 31L40 30ZM72 27V26H71ZM74 27V26H73ZM80 27V26H79ZM115 27V28H116ZM118 27V28H119ZM138 27V26H137ZM150 27V26H149ZM195 27V26H194ZM193 27V28H194ZM200 27H202V26H200ZM221 27V26H220ZM251 29H253V30H255V34H256V32H259V29L258 28H260L261 27V25L259 26H255V24H251V26H249ZM91 28V27H90ZM103 28V29H104ZM141 28V27H140ZM146 28H148L147 26H146ZM174 28H176V26L174 27ZM179 28V27H178ZM177 28V29H178ZM196 28V30H197V28L198 27H195ZM194 28V29H195ZM203 28V27H202ZM258 30H257V29ZM117 29V28H116ZM199 29V28H198ZM201 29V28H200ZM74 30V29H73ZM76 30V29H75ZM80 30H82V28L80 29ZM88 30H89V28H88ZM94 30V29H93ZM121 30H123V29H121ZM125 30V29H124ZM142 30V29H141ZM184 31V30H186V29H180L179 31ZM250 30V29H249ZM85 31V32H84ZM83 32L84 33H86V30H84ZM92 31V30H91ZM116 31V30H115ZM144 31V30H143ZM151 30H149V33H151L150 32ZM174 31H176V30H174ZM219 31H221V30H219ZM247 31H248V29H247ZM261 31V30H260ZM82 32V31H81ZM104 32V31H103ZM146 32H148V31H146V29H145V32L144 33H146ZM185 32V31H184ZM80 33V32H79ZM84 33H81V34H84ZM127 33V32H126ZM170 33V32H169ZM168 33V34H169ZM178 33H180V32H177V34ZM186 33H188V30H186ZM185 33V34H186ZM227 33V32H226ZM260 33V32H259ZM111 34V33H110ZM129 34V33H128ZM176 34V35H177ZM181 35H182V33H180ZM184 34V33H183ZM77 35V34H76ZM141 35V34H140ZM140 35H138L139 36V38H140ZM172 35V34H171ZM228 35V34H227ZM78 36V35H77ZM79 36H80V34H79ZM129 36V35H128ZM161 38H163L162 36L163 35H159ZM175 36V35H174ZM76 37V36H75ZM117 37H119L120 38V35L119 36H117ZM122 37V36H121ZM125 37V36H124ZM124 37H122V38H124ZM130 37V36H129ZM128 37V38H129ZM178 37H179V35H178ZM213 37V36H212ZM246 37V36H245ZM119 38L117 39L118 41H119ZM121 38V39H122ZM141 38H144V37H141ZM176 38H177V36H176ZM125 40L127 39L126 37L124 38ZM130 40L132 39V37L131 38H129ZM148 39V38H147ZM146 38L145 39H143L142 41L144 42V43H146V44H149V41L147 40ZM214 39V38H213ZM245 39V38H244ZM140 40V39H139ZM162 40V39H161ZM161 40H157L158 42H161ZM164 40V39H163ZM179 40V39H178ZM246 40H248V38H246ZM142 41H140V42H142ZM156 41V42H157ZM168 41V40H167ZM243 41V40H242ZM139 42V41H138ZM163 42V41H162ZM129 43H131V42H129ZM135 43V42H134ZM167 43V42H166ZM169 43V42H168ZM173 43V42H172ZM247 43H248V41H247ZM255 43V42H254ZM119 44H120V41H119ZM161 44V43H160ZM159 44V45H160ZM170 45H171V43H169ZM169 44H167V47L169 46ZM173 44H175L176 45V43H173ZM173 44H172V46H173ZM179 44V43H178ZM218 44V43H217ZM248 44H250V42L248 43ZM251 44H253V43H251ZM250 44V45H251ZM116 45V44H115ZM118 45V44H117ZM127 45H130V44H127ZM132 45V44H131ZM140 45V44H139ZM141 45H142V43H141ZM140 45V46H141ZM150 45V44H149ZM174 45V46H175ZM215 45V44H214ZM253 45H255V44H253ZM120 46V45H119ZM119 46H118V48L117 47H115V51H117L118 49V51H120L121 50V48H119ZM143 46V45H142ZM141 46V47H142ZM154 46H155V44H154ZM154 46H150L151 48H154ZM219 46V45H218ZM120 47H122V46H120ZM129 47V46H128ZM132 48H134L133 46H131ZM136 47V46H135ZM144 47V46H143ZM156 47V46H155ZM158 48H160L159 46H157ZM170 47V46H169ZM220 49H219V51L221 50V52L223 53V55H225V57L227 58V60L228 61H230V64L229 65H227V63H225L226 64V67L228 66V68H227V73L228 74H226L227 75V80L229 79V81H231V83H232V81L233 82H237V81H239V77H240V74H239V72L237 71V67L238 66H240V67H244V65L240 62V59H243L244 60V55H250L253 51H255V54L257 53H259V51H262V49H263V47L261 46V45H259L258 47L259 48H256V49H254L253 51H251V49L252 48H254L253 46H252V48H247V45H246V47H245V45L243 44H239V45H234V44H224V43H222L220 46ZM257 47V46H256ZM114 48V47H113ZM137 48V47H136ZM178 48V47H177ZM124 48H122V50H123ZM128 50H130L129 48H127ZM142 49H144V48H142ZM155 49H157V48H155ZM169 48H167V50H162L161 49V51L163 52H166V51H169L170 49L172 50V48H170L169 50H168ZM126 50V49H125ZM136 50V49H135ZM113 51V52H112ZM155 51V50H154ZM158 51V50H157ZM160 51V50H159ZM121 52H123V51H121ZM126 52H128V51H126ZM131 52V51H130ZM129 52V53H130ZM134 52V51H133ZM151 52V51H150ZM153 52V51H152ZM156 52V51H155ZM161 52V53H162ZM104 53H109V57H105V56H103V54ZM160 53V54H161ZM169 53L170 52H168V54L167 55H169ZM220 53V52H219ZM121 54V53H120ZM133 54V53H132ZM132 54L130 53V55L132 56ZM136 54V53H135ZM137 54H139L138 53V51H137ZM158 54V53H157ZM156 53H155V55L154 54H152V57L151 58H149V59H147L148 61H149V63H145L144 62V64H143V66H142V64H141V66H142V68H143V71H142V68L141 67H138V68H141V71H142V76L140 77L141 78V81H142V91H144V93L141 95V98L138 96V95H136V97L138 96V98L139 99H137V101H136V103H135V108L134 107H132L131 105V107H132V110L133 109H135V112H136V110H138V112H140L141 110H143L147 105H148V103H149V101H148V96H151L152 94H153V91H152V94L150 93L151 92V89H152V84L155 82V81H152L153 79H154V77H156L157 76V74H159V71H160V63L159 62H161L162 61V58L161 57H163V55H160L159 54V56L157 55ZM105 55V54H104ZM108 55V54H107ZM140 55V54H139ZM143 55H145V52H144V54ZM142 55V56H143ZM259 55V59H260V61H258L259 62V67H260V71H261V73H263V76H262V74H261V76L260 77H262V78H264V56H262V54H258ZM65 56V57H66ZM135 56V55H134ZM134 56H132V58L134 57ZM142 56L139 58L140 60L142 59ZM139 57V56H138ZM138 57H137V59H138ZM145 58H147V56L145 55L144 56ZM164 57H166V55L164 56ZM163 57V58H164ZM63 58V57H62ZM61 58V59H62ZM145 58L143 59L144 61H145ZM189 58V57H188ZM187 58V59H188ZM50 59L51 60H53V61H51L50 62ZM165 59V58H164ZM167 59V58H166ZM183 59H185V58H183ZM224 59V58H223ZM246 59V58H245ZM122 60H125L124 62L122 61ZM140 60H139V62H140ZM57 61H59V60H57ZM57 61H56V63H57ZM61 61V60H60ZM105 61H107L106 63H105ZM150 61H154L153 63H150ZM167 61V60H166ZM170 61L172 62V60L170 59ZM183 61H185V60H183ZM190 61H192L191 59H190ZM190 61H188V62H190ZM235 62V63H232V62ZM165 62V61H164ZM176 62V61H175ZM225 62V61H224ZM138 63V62H137ZM143 63V62H142ZM177 63V62H176ZM182 63H184V62H182ZM191 63V62H190ZM190 63H187L186 65L187 66H189V65H191ZM53 64V63H52ZM171 64H174V62L173 63H171ZM170 64V65H171ZM179 64V63H178ZM185 64V63H184ZM183 64V66H185L186 67V65H184ZM210 64H213V63H211L210 62ZM235 64V65H234ZM54 65V64H53ZM132 65H134V64H132ZM163 65H164V63H163ZM168 65H169V63H168ZM167 65V66H168ZM258 65V64H257ZM60 66V65H59ZM179 66H180V64H179ZM62 67V66H61ZM130 67V66H129ZM128 67V68H129ZM176 67V66H175ZM181 67V66H180ZM180 67H178V68H180ZM184 67V68H185ZM211 67H213V66H211ZM58 68V67H57ZM56 68V69H57ZM63 68V67H62ZM131 68V67H130ZM135 68V67H134ZM169 68H174V67H169ZM178 68H176V70L178 71ZM181 68H183V67H181ZM187 68V67H186ZM185 68V69H186ZM195 68V67H194ZM250 68V67H249ZM248 68V69H249ZM121 69V68H120ZM123 69V68H122ZM121 69V70H122ZM188 69H193V67L191 68V67H189ZM243 69H245V67L243 68ZM258 68H256V70H257ZM126 70H128V69H126ZM136 70V69H135ZM173 70H175V68L173 69ZM183 70V69H182ZM182 70L180 71L181 72V74H182ZM194 70V69H193ZM226 70V69H225ZM251 70V69H250ZM249 70V71H250ZM10 71V72H9ZM52 71V72H51ZM61 71V70H60ZM120 71V70H119ZM129 72V70L128 71H125V69H123L122 70V72ZM141 71H140V73H141ZM183 71H185V70H183ZM245 71V73H248V75H250V76H252V73L251 72H248L246 69L244 70ZM258 71V70H257ZM173 72V71H172ZM225 72V71H224ZM252 72H255V68H254V70L252 69ZM49 73H52L51 75H53L52 77H50V76H47ZM69 73V72H68ZM116 73V72H115ZM126 73V74H127ZM162 73V72H161ZM184 73V72H183ZM242 73V72H241ZM138 72H137V75L136 74H132V75H136V76H138ZM175 74H177V73H175ZM179 74V73H178ZM17 76L18 78H14V76ZM110 75V74H109ZM108 75V76H109ZM128 75H130V74H128ZM140 75V74H139ZM180 75V74H179ZM225 75V76H226ZM245 75H247V74H245ZM247 75V76H248ZM259 75V74H258ZM47 76V77H46ZM71 76V75H70ZM107 76V77H108ZM161 76V75H160ZM183 76H184V74H183ZM209 76V75H208ZM208 76H207V78H208ZM7 77V78H6ZM185 77V76H184ZM254 77H256L255 75H254ZM253 77V78H254ZM21 78H23V80L21 79ZM55 78V77H54ZM54 78H53V80H54ZM65 78V77H64ZM67 78V79H68ZM102 78H103V76H102ZM205 78V77H204ZM211 78H213V77H211ZM248 78H250V77H248ZM252 78V77H251ZM252 78V79H253ZM256 78H258V77H256ZM252 79H251V82H252ZM259 80H260V78H258ZM41 80H39V81H41ZM52 80V81H53ZM59 80H60V78H59ZM100 80V79H99ZM138 80V79H137ZM211 80V79H210ZM214 80L215 79H212V81L214 82ZM258 80V81H259ZM264 80V79H263ZM51 81V82H52ZM58 81V80H57ZM63 81H65V80H63ZM68 81V80H67ZM97 81V80H96ZM96 81H94V82H96ZM139 81V80H138ZM137 81V83L136 84H138L139 82ZM158 81V80H157ZM182 81V80H181ZM207 81V80H206ZM205 81V82H206ZM209 81V80H208ZM207 81V82H208ZM247 81V80H246ZM257 81V80H256ZM94 82H92V83H94ZM185 82V81H184ZM213 82L211 83V81H210V83L211 84H213ZM215 82H216V80H215ZM241 82V81H240ZM239 82V84H238V82H237V84L236 85H238L237 87L238 88H236L237 89V91L239 92L240 90H242V89H244L245 87H244V85H243V83L244 82H241L240 83ZM261 82V81H260ZM13 83V82H12ZM210 83H208L209 85H210ZM75 84V83H74ZM165 84V83H164ZM233 84V83H232ZM264 84V83H263ZM75 85H77V84H75ZM90 85H91V83H90ZM140 85H141V83H140ZM154 85H155V83H154ZM171 85V84H170ZM218 85V84H217ZM216 85V86H217ZM233 85H235V84H233ZM248 85H249V81H248ZM252 85V84H251ZM250 85V86H251ZM78 86V85H77ZM81 86V85H80ZM83 86V87H84ZM164 86V85H163ZM206 86V85H205ZM213 86H215V85H213ZM247 86V85H246ZM140 87V88H141ZM166 87V86H165ZM173 87H174V85H173ZM210 87H212V86H210ZM248 87V86H247ZM263 87V86H262ZM154 88V87H153ZM209 88V87H208ZM233 88V87H232ZM264 88V87H263ZM136 89V88H135ZM155 89V88H154ZM165 89V88H164ZM211 90L213 89V87L212 88H210ZM236 89H233V90H235V92L236 93H234L235 94V96H236V94H237V91H236ZM83 90V89H82ZM174 90V89H173ZM209 90V89H208ZM207 90V92L208 93H211V92H209ZM221 90H224L223 88L221 89ZM220 90V91H221ZM260 90H261V88H260ZM57 91V90H56ZM87 91V90H86ZM141 91V90H140ZM167 91V90H166ZM243 91V90H242ZM262 91V90H261ZM264 91V90H263ZM29 92V91H28ZM49 92V91H48ZM84 92V91H83ZM163 92H164V90H163ZM162 92V93H163ZM214 92V91H213ZM213 92L211 93V94H213ZM216 92V91H215ZM257 92V91H256ZM138 93H140V92H138ZM142 93V92H141ZM221 93V92H220ZM219 93V94H220ZM230 92H228V91H224L223 93H221L220 95H217V96H219L220 97V99H221V101L223 102L224 100H226L228 97L227 96H225L226 94L228 95ZM51 94V93H50ZM49 94V95H50ZM57 94V93H56ZM60 95H61V93H59ZM150 94V95H149ZM155 94V93H154ZM153 94V95H154ZM234 94H232V95H234ZM238 94H240V93H238ZM29 95H31V94H29ZM39 95H41V94H39ZM156 95V94H155ZM161 95V94H160ZM214 95V94H213ZM212 95V96H213ZM230 95V94H229ZM44 96H46V95H44ZM47 96H48V94H47ZM161 96H163V95H161ZM207 96H210L209 94L207 95ZM215 96V95H214ZM57 97H58V95H57ZM135 97V98H136ZM152 97V96H151ZM150 97V98H151ZM165 97H166V95H165ZM229 97H231V95L229 96ZM133 98V97H132ZM190 98V97H189ZM189 98H188V100L187 101H189ZM218 98V97H217ZM241 98V97H240ZM240 98H238V100L240 99ZM120 99V98H119ZM130 99H131V97H130ZM129 99V100H130ZM154 98L152 97V100H153ZM163 99H164V96H163ZM211 99V98H210ZM2 100H4V99H2ZM133 100H134V98H133ZM132 100V101H133ZM161 100V99H160ZM192 100H193V98H192ZM192 100L190 101V102H192ZM159 101V100H158ZM187 101L185 102V99H184V102H185V106H186V103H187ZM189 102V103H190ZM220 102V101H219ZM218 102V103H219ZM226 102V101H225ZM5 102H3V104H4ZM132 103V102H131ZM163 103V102H162ZM235 103V102H234ZM260 104V106H261V114H262V116L264 115V102L263 101H260L259 102ZM134 104V103H133ZM158 104V103H157ZM249 104V103H248ZM109 105H110V103H109ZM187 105H188V103H187ZM191 105H193V102L192 103H190V107L188 108V109H186L185 111L184 110H180L179 111V113H178V110L179 109H175V111L177 110V112H176V114L178 113L179 115H178V117H180L179 118V120H181V121H183V122H185V123H187L186 121L188 120V119H190V118H188V115L190 114L189 112V110L190 109H192V106ZM194 105H195V102H194ZM196 105H197V103H196ZM195 105V106H196ZM205 105V104H204ZM220 105V104H219ZM224 106H225V104H223ZM112 106V105H111ZM111 106H110V108H111ZM189 106V105H188ZM188 106H186V108L188 107ZM195 106H193V108H196ZM222 106V105H221ZM148 107V106H147ZM166 107V106H165ZM199 108L201 107V106H198ZM209 107V106H208ZM206 105H205V108H204V110H208L207 108H208ZM243 107H244V105H243ZM242 107V108H243ZM245 107H246V105H245ZM251 107V104H250V106L248 107V108H250ZM10 108V107H9ZM179 108V107H178ZM182 109H184V105H182V107H181ZM180 108V109H181ZM222 108V107H221ZM6 109V108H5ZM4 109V110H5ZM112 109V108H111ZM110 109V110H111ZM155 109V108H154ZM235 109V108H234ZM7 110H8V108H7ZM10 110V109H9ZM149 110V109H148ZM174 110V109H173ZM192 110H195V109H192ZM244 110H245V108H244ZM246 110H248L247 109V107H246ZM245 110V111H246ZM154 111V110H153ZM168 111H169V109H168ZM168 111H166V109L163 107L162 108V111H161V116H163L164 114H168ZM172 112V111H171ZM180 112H182L181 114H180ZM197 111H195V113H196ZM202 112H203V110H202ZM209 112H210V110H209ZM211 112H213V114H214V116H215V118H219V117H221L220 119L221 120H223L224 118H227L228 117V114H224V113H220V111L217 109V108H215V109H213V111L211 110ZM11 113V112H10ZM159 113V112H158ZM173 113H175V112H173ZM173 113H169V115L171 114V118H172V114ZM187 113H189L188 115H184V114H187ZM194 113V112H193ZM204 113V112H203ZM202 113V114H203ZM163 114V115H162ZM198 114V113H197ZM201 114V115H202ZM221 114H224V115H221ZM231 114V113H230ZM241 114V113H240ZM6 115H10V114H6ZM139 115H140V113H139ZM159 115H160V113H159ZM174 115V114H173ZM193 116H194V114H192ZM209 115V114H208ZM227 115V116H226ZM233 115V114H232ZM135 116H137L138 117V115H135ZM158 116V115H157ZM161 116H159L160 117V120H161ZM165 116V115H164ZM177 116V115H176ZM190 116H191V114H190ZM202 116H207V114L206 115H202ZM214 116H213V118H214ZM230 116V115H229ZM241 116V115H240ZM159 117H157V119L159 118ZM169 117V116H168ZM167 117V119H169ZM175 117V116H174ZM178 117H177V119H178ZM118 118V117H117ZM165 118V120H166V117H164ZM176 118V117H175ZM174 118V119H175ZM230 118V117H229ZM234 118V117H233ZM138 119V118H137ZM174 119H173V121H174ZM195 119V118H194ZM193 119V120H194ZM204 119V118H203ZM209 119H210V117H209ZM238 120L235 122V124L237 125V127H238V129L239 130H241L242 132H244V134L245 133H247L248 135H247V137H248V140H251V147H252V149H254L253 151H255L256 150V152H257V154L258 153H260L259 155L261 156V158H263V155H262V150H261V147H259L258 146V142H257V139L255 138V134L253 135V133H252V130L251 129H248V127L249 126H246V125H248V120L246 121L247 122V124H246V122H244V120H243V118L242 117H240V118H237ZM253 119V118H252ZM118 119H116V118H113V121L112 122H110L111 124H110V127H109V129H108V127H107V129H105L104 130V133L103 134H105L106 136H107V141H108V145L110 144L111 146H110V148L109 149H112L111 150V153L113 154V155H120V154H118V152L119 153H122L123 154V152H124V147H122L123 145L121 144L122 142H120L119 140H120V137H124V136H119V135H117L116 133H115V124L117 123V122H119V121H117ZM136 120V119H135ZM140 120V119H139ZM162 120H163V118H162ZM164 120V121H165ZM176 120V119H175ZM211 120H212V118H211ZM235 120V119H234ZM263 120V119H262ZM137 121V123H138V120H136ZM147 122H148V118H147V120H146ZM172 121V122H173ZM178 121V120H177ZM188 121H190V125L193 123L192 122V117H191V119L190 120H188ZM204 121V120H203ZM215 122H217V121H219L218 119H217V121L216 120H214ZM225 121H227L226 119H225ZM243 121V125H244V123L246 124L244 127L242 126L241 127V125L242 124H240L241 122ZM144 122V121H143ZM168 122V121H167ZM171 122V121H170ZM215 122H214V124H215ZM256 122V121H255ZM119 123H121V122H119ZM136 123V122H135ZM166 123V122H165ZM184 123V124H185ZM202 123V122H201ZM229 123V121L226 123V125ZM25 124V123H24ZM72 124V123H71ZM123 124V123H122ZM145 124V123H144ZM144 124H141V126L140 127H143L142 125H144ZM147 124V123H146ZM161 124V123H160ZM162 124H163V122H162ZM167 124V123H166ZM194 124V123H193ZM198 124V123H197ZM202 124H204V123H202ZM206 124V123H205ZM213 124V125H214ZM233 124H234V122H233ZM60 125H61V123H60ZM120 125L121 124H118V126L120 127ZM137 125V124H136ZM140 125V124H139ZM138 125V126H139ZM156 125V124H155ZM155 125H153V126H155ZM159 125V124H158ZM164 125V124H163ZM163 125H161V126H163ZM172 125H174V124H172ZM176 125H179V124H177L176 123ZM183 125V124H182ZM188 125H189V122H188ZM187 125V126H188ZM199 125V124H198ZM229 125V124H228ZM23 126H25V125H23ZM157 126V125H156ZM193 126H195V125H191L190 127L192 128V130H193V133L194 134H196L195 136L196 137H199V135H201V136H204L205 134H204V130H207V129H204L203 130V128H202V126H204V125H202L201 126V128H202V130H200V131H198L197 130V128H196V126L195 127H193ZM252 126V125H251ZM250 126V127H251ZM144 127H145V125H144ZM143 127V128H144ZM160 127V126H159ZM176 127V126H175ZM180 127V126H179ZM207 127H209V126H207ZM212 127V126H211ZM233 127V126H232ZM18 128V127H17ZM24 128V127H23ZM73 128V127H72ZM87 128V127H86ZM117 128V127H116ZM139 128V127H138ZM145 128H148V127H145ZM144 128V130H147V129H145ZM186 128V127H185ZM184 128V129H185ZM198 128H200V127H198ZM22 129V128H21ZM74 129V128H73ZM162 130H168L167 132H169L168 134L169 135H172V142L170 143L169 142V140H166V141H168L167 143H170V144H168V148L167 147H164L163 149L162 148H160V147H157V146H155V144H153L154 142H153V140H157V138H158V136H157V132H158V130H160V129H158V128H152V127H149L148 128V131H146L147 133L150 131L151 132V135H152V137H153V140L152 139H147L148 141H151V142H149L148 143V145H146V147L144 148V147H142L143 149V151L145 152V155H146V158H149V161L148 160H146V158L145 157H142V156H138V155H136L135 156V179H134V181H132V184H129V186H127L128 184L126 183V185L125 186H127V188L129 189L131 186H135V190L133 191V189H131V188H133V187H131L130 189L133 191V192H135V193H137V191L140 189V184L144 181V179H151V181H152V178H153V176H156L157 175V173H158V171L160 172V174L162 173V175H163V172H161V170L163 169V167L164 166H170V164L172 165V163H170L169 165H168V160H169V154H170V151L171 150H173L174 148H176L175 146H176V144H178L179 142H180V140H179V142H178V135L176 136V132L175 133H173L172 132V127L171 126H169V125H164L163 126V128H161ZM177 129V128H176ZM209 129H210V127H209ZM16 130V129H15ZM118 130H120V129H118ZM178 130V129H177ZM187 130V129H186ZM211 130V129H210ZM216 130V129H215ZM21 131V130H20ZM24 131H26V133H28V135H26L27 136V138H28V140L26 139V141H27V143H29V142H31V136H30V133H29V129H27V126L25 127V130ZM71 131V130H70ZM73 131H75V129L73 130ZM209 131V130H208ZM122 132V131H121ZM136 132V131H135ZM145 132V133H146ZM163 132V131H162ZM188 132V131H187ZM189 132H190V130H189ZM235 132V131H234ZM18 133V132H17ZM69 133V132H68ZM68 133H65L64 134V136H62L63 138H64V140H65V142H66V146L68 145V147L69 148H71V147H73V146H75V142H72V140L70 141L71 143H69V140L67 139V137H69L68 135L70 134H68ZM165 133H166V131H165ZM192 133V134H193ZM212 133V132H211ZM21 134V133H20ZM19 134V135H20ZM119 134H121L120 132H119ZM148 134H150V133H148ZM147 134V135H148ZM167 134V133H166ZM165 134V135H166ZM167 134V135H168ZM193 134V135H194ZM199 134V135H198ZM233 134V133H232ZM25 135V134H24ZM144 135H146V134H144ZM168 135V136H169ZM208 135V134H207ZM212 135H214L213 133H212ZM218 135V134H217ZM163 136V135H162ZM209 136V135H208ZM207 136V137H208ZM233 136H235V135H233ZM25 137V136H24ZM146 137V136H145ZM148 137V136H147ZM146 137V138H147ZM150 137V136H149ZM214 137V136H213ZM236 137V136H235ZM3 138H6V137H4V136H2V135H0V139H2V141H4L3 140ZM125 138V137H124ZM163 138H165L166 139V137L164 136ZM170 138V137H169ZM183 138H184V136H183ZM24 139V138H23ZM129 139V138H128ZM159 139H160V137H159ZM161 139H162V137H161ZM160 139V140H161ZM171 139V138H170ZM184 139H186V138H184ZM183 139V140H184ZM202 139V138H201ZM204 139V138H203ZM212 139V138H211ZM214 139V138H213ZM218 139H219V136H218ZM234 139V138H233ZM236 139V138H235ZM25 140V139H24ZM63 140V139H62ZM63 140V141H64ZM122 140H123V138H122ZM163 140V139H162ZM162 140H161V142H162ZM182 140V139H181ZM182 140V141H183ZM199 141H200V139H198ZM260 140V139H259ZM76 141H78V139L76 140ZM125 141H126V139H125ZM148 141H146V144H147V142ZM158 141V140H157ZM157 141L155 142V143H157ZM215 141V140H214ZM218 143H217V145L219 144V140H216ZM221 142H220V144L218 145V149H219V151H220V149L221 150H223V152L224 153H233L234 152V150L232 151V149H235V148H239V142H238V140L236 139L235 141H233V142H231L232 144L230 145V143H229V145H228V143L226 144V143H224V142H222V140H220ZM6 142V141H5ZM25 142V141H24ZM153 142V143H152ZM159 142V141H158ZM161 142H160V144H161ZM164 142V141H163ZM202 142H205V141H201V144H202ZM248 142H250V141H248ZM0 143H1V140H0ZM3 143V142H2ZM124 143V142H123ZM183 143V142H182ZM207 143V142H206ZM206 143H203L202 145H205ZM209 143V142H208ZM214 143V142H213ZM259 143H260V141H259ZM121 144V145H120ZM135 144H137V143H135ZM180 144H181V142H180ZM215 144H216V142H215ZM5 145V143L4 144H1L0 145V185H3L2 187H0V252L2 251H5V254H1L0 253V264H17V263H19V264H24V262H23V260L25 259L24 257V252L26 251H28V252H32V253H35V258H36V260L35 259H33L35 262L33 263V264H201V262L195 257V255L190 251V249L184 244V241L185 240H187L188 239V236H189V231H191V228H190V226H189V224H188V221H189V219H187V217L185 216V211L186 210H183V202L185 201V197H186V195L188 194V190L192 187V186H197L199 183H200V181L203 179V178H205L206 179V177H207V179H209L208 178V176H204V175H201V176H198V177H195V176H193V177H191V178H188V179H185V180H180V181H178L177 182V184L175 185V189H172V194L170 195L169 193V198H168V200L166 201L167 202V204H166V202H165V207H168V208H165V207H163V208H165V209H162V212H164V213H167V212H170V214L174 217V221H176V225L173 227V229H172V233L171 234H169L168 235V238H167V240H166V242H164L163 243V245H164V250H166V253H170V255L168 256V260L166 261V263H165V261H161L159 258H161V254L160 255H158L156 258H155V254H154V252H150L151 250H152V248H153V243H150V241H151V239H153V238H155V232H156V228H157V226H156V224L157 225H159L158 223L160 222L161 223V221H164V220H158V219H154V214H152L153 216V220L152 219H150V218H148V221H149V219L150 220H152V224H150V222H148V221H146V220H144V219H147V217L146 216H148L147 214H146V212H145V214L143 213V216H144V218L142 219L143 220V222L144 221H146L147 222V224H146V228H143L142 226H137L135 223L137 222V221H133V219H134V217H133V212L134 211H132L131 210V207H129V205H128V195L131 193V191L129 190V192H125L126 190L124 189V184H123V187H119L118 188V185L120 186L121 185V183L119 182V183H117L116 185H115V183L117 182V179L116 180H114V178H112L114 181H115V183H114V181H113V184L116 186V188L117 189H115L114 188V191H113V193H114V196L115 197H117L118 195L120 196L119 197V199L118 198H114V204H116V207H115V209L114 210H116V208H117V213H116V215H117V218L118 217H120V219H122V217L124 218L123 220H122V222H123V224H121L120 223V219H119V221H118V219L116 218V216H115V218L113 219V217H112V219H113V221L112 222H110L111 224H112V226H110V227H112V228H109L108 227V225H106L105 224V221L107 220H104V218H105V216H107V215H109L108 214V210H107V208H106V204L108 203V201H109V197H110V195H109V197H108V195L107 194H105V193H108V192H106L107 190H106V187H108L109 185H112V184H110V182H112V181H109V180H112L111 179V176H109V178L107 179H102L101 177L100 178H98L99 180H98V182L99 183H102L103 185L102 186H106L105 187V189L103 188H99V187H97L96 186V181H95V177L93 176H91L90 174H86L87 175V177H86V179H85V177H84V181H81V182H79V184H80V187L81 186H84V184L83 183H88L89 185H93V191L92 192H89V193H86L85 195V197L86 198H88L87 199V202H85L84 200H86V199H82V198H84V197H82L81 199L85 202V205L88 203V205H87V207L89 208V210L88 209H86V210H88V211H86L85 209H84V211H83V209H82V211H83V213L80 211V213H77V211L76 210H78V209H76V210H72V209H70V210H67V208H66V206H65V204H67V203H70V200L69 199H67V200H69V201H67L66 199V201L64 200V198H63V200H64V202L62 201L61 203L59 202V203H55L56 205H53L54 207V209L53 210H55V208H56V211H57V209H58V211H59V215L57 214V220L59 219L58 218V216L61 218H63L64 220H67L64 216H66V215H68L69 217L70 216H73V217H71V219L65 224V223H62V222H60L59 220L57 221V223H58V228H57V230L55 231V227H54V224L52 223V221H53V218L51 217L52 215H51V213L52 212H50V207H52V206H50L49 204H46L45 206H44V203H43V211L44 210H49V212L50 213H46V215H47V217L45 216V218L44 217H38L37 216V213L39 212V210H40V208L41 207H39L38 208V205L36 206L35 205V203L33 202V203H31L32 201H27V200H20V199H16V197H14V198H11L10 200H6V198H4V194H5V190H6V188H8L9 187V185L8 184H10V186H11V189H16L17 187H19V183H20V179L23 177L24 178V176H27V177H25V179H23L22 180V182H21V184H25L26 186H29L28 184H30V185H33L32 187V189H30V190H28V191H24V193H23V196H25V198L26 197H33V195L34 194H41V197L42 198H44V196L42 195V193L44 192V191H42V184H38L36 181H34V183H33V180H32V176H31V178H30V176H28V174H30V173H32L31 172V170H29L28 169V167L30 168V166H28L27 165V163L25 162V160H23V159H19V160H22V164H24V162L26 163V165H23V166H25L24 168H22V170H21V172L20 173H18L19 174V178H18V176H17V179H18V181H19V183H18V181H17V179H15V181H17V182H15L14 181V169H13V162L10 160V156L12 155V157H13V159L14 160H16L17 158H16V154L14 153V154H10V152L12 151V152H14L13 151V148H11L12 150H10L8 147V150L6 149V148H4V147H6V146H4ZM25 145V144H24ZM81 146H83V143H81L80 144ZM126 143H125V147H126ZM138 145V144H137ZM143 145H145V144H143ZM158 145V144H157ZM162 145V144H161ZM167 145V144H166ZM183 145H184V143H183ZM185 145H186V141H185ZM198 145V144H197ZM208 145V144H207ZM4 146V147H3ZM10 146H12L11 144H10ZM26 146V145H25ZM139 146V145H138ZM160 146V145H159ZM164 146V145H163ZM162 146V147H163ZM209 146V145H208ZM215 146V145H214ZM31 148L33 147V146H30ZM30 147L28 146V147H26L27 149V151H26V155L27 156H25V157H27L26 158V160L27 159H29V162L31 163V158H30ZM204 147H206V145L204 146ZM217 147V146H216ZM249 147H250V145H249ZM127 148V147H126ZM135 148H136V146H135ZM137 148H139V147H137ZM199 148V147H198ZM84 149L86 150V152H87V150H88V148H87V145H86V147L84 146ZM141 149V148H140ZM140 149H138V150H140ZM217 149V150H218ZM126 150V149H125ZM136 150V149H135ZM187 150V149H186ZM217 150H215V151H217ZM128 151V150H127ZM162 151H165V154H167V156L169 157H165V158H161V156L163 155V153H162ZM236 151H239V149L238 150H235V152ZM28 152H29V155H28ZM95 152V151H94ZM142 152V151H141ZM143 152V153H144ZM186 152H188V151H186ZM214 152V151H213ZM234 152V153H235ZM252 152V151H251ZM125 153V152H124ZM142 153V154H143ZM161 153H162V155H161ZM216 153V152H215ZM223 153V154H224ZM237 153V152H236ZM95 154L97 155V157H99L100 158V155L98 156V152L96 151L95 152ZM122 154L120 155V156H122ZM125 154H127V153H125ZM231 154H229V155H231ZM8 155H10V156H8ZM96 155H95V157H96ZM124 155V154H123ZM144 155V156H145ZM188 155V154H187ZM226 155V154H225ZM118 156H117V158H118ZM127 156V158L129 157L128 156V154L126 155ZM10 157V158H9ZM62 157V156H61ZM60 157V158H61ZM96 157V158H97ZM115 157V156H114ZM124 157V156H123ZM223 157H226V156H223ZM20 158V157H19ZM116 158V157H115ZM124 158H126V157H124ZM123 158V159H124ZM207 158V157H206ZM227 159H228V157H226ZM33 159V158H32ZM63 159V158H62ZM112 159H114V158H112ZM121 159V158H120ZM120 159H118L117 161H119ZM175 159V158H174ZM174 159L172 160V161H174ZM31 160V161H30ZM122 160V159H121ZM127 160H129V159H127ZM131 160V159H130ZM163 160L164 161H166V162H164L163 163ZM203 160V159H202ZM208 160V159H207ZM257 160V159H256ZM17 161V160H16ZM116 161V162H117ZM206 161V160H205ZM216 161V160H215ZM232 161V160H231ZM249 159H247V160H245V162L244 163H249ZM258 161V160H257ZM19 162V161H18ZM28 162V163H29ZM33 162H35V161H33ZM32 162V163H33ZM37 162V161H36ZM202 162H204V161H202ZM202 162H201V164H202ZM234 162V161H233ZM237 162V161H236ZM31 163V164H32ZM114 163H115V160H114ZM126 163V162H125ZM127 163H128V161H127ZM126 163V164H127ZM130 163V162H129ZM132 163H134L133 161H132ZM174 163V162H173ZM200 163V162H199ZM216 163V164H215ZM213 165H215L214 166V169H213V165H212V163H211V167H212V170H213V172L212 173H214L215 175H216V179H215V177L213 178L214 180H215V182H214V180H212V178L210 179V180H212V181H210V183H209V181L207 182V181H205V183H207V184H220L219 186H226V188H227V192H228V194H232V193H234V192H243L244 190H246V189H248V187L250 186V188H249V190L251 191V193H254L253 195H254V197H255V207H257V209H258V211H259V213H258V215L261 213V214H263L264 215V166L262 165V167L260 168V173L258 174L259 176H257L258 178H246V179H242V175H243V171L244 170H242L241 172H240V174H235L236 176H235V178L233 177V181H230V179H228L230 182H227V180L225 181V178H227V175H226V177H225V175H224V173H226V170H225V172L224 173H222V171H224L223 169H224V160L222 159V158H218V160L215 162ZM257 163V162H256ZM19 164V163H18ZM117 164L119 165V163L117 162ZM120 166H119V169L120 168H122L121 166H122V164L123 163H121L120 162ZM125 164V165H126ZM139 164H141V169L139 170V171H136V168L138 167V165ZM205 164V163H204ZM208 164V163H207ZM228 164V163H227ZM226 164V165H227ZM235 164V163H234ZM33 165H35L34 163H33ZM106 165V164H105ZM116 165V164H115ZM114 165V166H115ZM130 165H134V164H130ZM130 165H128V167H130ZM209 165V164H208ZM230 165V164H229ZM228 165V166H229ZM236 166L235 167H237V168H235V169H239L240 170V167H241V164H238V163H236L235 164ZM248 166L246 167V168H249L250 167V165L249 164H247ZM21 166V165H20ZM103 166V165H102ZM176 166V165H175ZM181 166V165H180ZM199 166H200V164H199ZM199 166H198V168H199ZM3 167L5 168V167H7L5 170V172L3 173L2 172V169H3ZM116 167H118V166H116ZM115 167V168H116ZM125 168H127L126 166H124ZM133 166H131L130 168H134ZM206 167V166H205ZM204 167V168H205ZM207 167H209V166H207ZM33 168V167H32ZM105 168V167H104ZM108 168V167H107ZM171 168H173L174 169V166H171ZM193 168H195V166L193 167ZM198 168L196 169V170H198ZM227 168V167H226ZM36 169V168H35ZM124 169V168H123ZM157 169V170H156ZM166 169V168H165ZM210 169V168H209ZM228 169H230V168H228ZM33 170V169H32ZM104 170V169H103ZM115 170V169H114ZM113 170V171H114ZM118 170V169H117ZM125 170V169H124ZM177 170V169H176ZM232 170V169H231ZM35 171V170H34ZM37 171V170H36ZM119 171V170H118ZM118 171H116V172H118ZM134 171V170H133ZM179 171V170H178ZM206 171H210V170H206ZM230 171V170H229ZM238 171V170H237ZM236 171V172H237ZM60 172V171H59ZM112 172V171H111ZM123 171L121 170V172L119 171L118 173H122ZM128 172V171H127ZM155 172H157L156 174H154ZM167 172V171H166ZM171 173H172V170L170 171ZM176 172V171H175ZM174 172V173H175ZM211 172V171H210ZM231 172V171H230ZM239 172V171H238ZM253 172H255V170L253 171ZM253 172L251 173V174H253ZM35 173V172H34ZM33 173V174H34ZM57 173V172H56ZM118 173H116V175L118 174ZM130 173V172H129ZM169 173V172H168ZM212 173H210V175L212 174ZM17 174V175H18ZM64 174V175H63ZM62 175L61 174H58V176H57V178H59V177H62V176H64L65 177V174L66 173H63ZM95 174H97L98 175V173H95ZM114 174V173H113ZM112 174V175H113ZM125 173H123V175H124ZM127 174V173H126ZM125 174V175H126ZM148 174H151V176L149 177V178H147L149 175ZM159 174V173H158ZM170 174V173H169ZM227 174V173H226ZM232 174V173H231ZM230 174V175H231ZM255 174V173H254ZM57 175V174H56ZM91 176V178H90V176ZM107 175V174H106ZM121 175V174H120ZM122 175V176H123ZM124 175V176H125ZM148 175V176H147ZM170 175H172V174H170ZM214 175V176H215ZM224 176V178H223V176ZM122 176H120V177H122ZM128 176H129V174H128ZM126 177V178H128L129 179V177H131V174H130V176L129 177ZM161 176V175H160ZM213 176V175H212ZM212 176H210V177H212ZM15 177H16V175H15ZM107 177V176H106ZM114 177H116V176H114ZM118 177V176H117ZM119 177V178H120ZM159 177V176H158ZM163 177V176H162ZM229 177V176H228ZM13 179V180H10L9 181V179ZM125 178V177H124ZM230 178H232L231 176H230ZM52 179V178H51ZM162 179V178H161ZM164 179V178H163ZM162 179V180H163ZM166 179V178H165ZM53 180V179H52ZM59 180H60V178H59ZM153 180H155L154 178H153ZM160 180V179H159ZM204 180V179H203ZM126 181V180H125ZM8 182V183H7ZM129 182V181H128ZM131 182V181H130ZM147 182V181H146ZM155 182H157L156 180H155ZM159 182V181H158ZM213 182V183H212ZM14 183H18V185H13ZM52 183H53V181H51L50 182V185H52ZM59 183H60V181H59ZM20 184V185H21ZM70 184V183H69ZM154 184V183H153ZM151 185L152 187L153 186H156V185ZM157 184V183H156ZM164 184V183H163ZM166 184V183H165ZM168 184V183H167ZM46 185V184H45ZM113 185V186H114ZM158 185V184H157ZM160 185V184H159ZM162 185V184H161ZM70 185H65V186H61L60 187V193L61 192H71L72 191V188L71 187H69ZM112 186V187H113ZM25 187V186H24ZM31 187V186H30ZM77 187V186H76ZM149 187V186H148ZM152 187H151V189H152ZM156 187H158V186H156ZM156 187H153V189H155ZM160 187V186H159ZM213 187V186H212ZM218 187V186H217ZM55 187H53V185H52V190L54 189ZM126 188V187H125ZM213 188H215V187H213ZM225 188V189H226ZM113 189V188H112ZM157 189V188H156ZM154 190V191H156V192H159V190L157 191V190ZM158 189H160V188H158ZM215 190H216V188H215ZM11 191V190H10ZM15 191V192H14ZM12 190V192H10V193H13V194H10V195H14L15 193H16V190ZM149 191H150V189H149ZM6 192L8 193V191L6 190ZM151 192V191H150ZM156 192H154V193H156ZM160 193V192H159ZM214 194H216V192H214L213 194H212V192H211V197H212V199H213V201L211 200L210 202H213V203H210L209 204V206L208 207H210V208H213V207H215V206H217V203L218 202H220V204L222 205H219V206H221V207H223V211H224V214L222 215V217H220V216H218V219H219V223H222L223 225H228V227L229 228H232V229H234L235 227H239V225H240V220L237 218L238 217V210H239V203L237 202V201H235L234 202V204H232L233 205V208H230V206H228L227 207V203H225V199L226 198H222V200L220 199V201H218L217 200V197L214 195ZM112 195V194H111ZM155 195V194H154ZM157 195V194H156ZM130 196H131V194H130ZM149 196V195H148ZM11 197H13V196H11ZM152 197V196H151ZM168 197V196H167ZM124 199L123 201L124 202H120V199ZM148 198H150V197H148ZM154 198V197H153ZM8 199V198H7ZM33 199V198H32ZM56 198H54V200H55ZM80 199V200H81ZM110 199H112L111 197H110ZM152 199V198H151ZM167 199V198H166ZM219 199V198H218ZM236 199V198H235ZM28 200H29V198H28ZM79 200V201H80ZM72 201V200H71ZM137 201V200H136ZM45 202V201H44ZM77 202V201H76ZM82 203V202H81ZM111 203V202H110ZM110 203H108V204H110ZM37 204V203H36ZM76 204H78V203H76ZM108 204H107V207H108ZM112 204V203H111ZM52 205V204H51ZM70 205H72L73 206V204H71L70 203ZM80 205V204H79ZM82 205V204H81ZM139 205V204H138ZM140 205H141V203H140ZM139 205V206H140ZM143 205V204H142ZM145 205V204H144ZM146 205H148V204H146ZM115 206V205H114ZM113 206V207H114ZM149 206V205H148ZM60 207V208H59ZM112 207V208H113ZM191 207V211H192V213H193V215L195 214V213H201L202 211H203V207H202V205H200V203H199V201H193L192 202V205L190 206ZM225 208V209H224ZM28 209V210H27ZM150 209V208H149ZM256 209V208H255ZM53 210H51V211H53ZM113 210V209H112ZM111 210V211H112ZM113 210V211H114ZM20 211H22V212H24V214H19V212ZM46 211V212H47ZM57 211V212H58ZM141 211H143V210H141ZM146 211V210H145ZM148 211V210H147ZM45 212V211H44ZM55 212V211H54ZM61 212V213H60ZM115 212V211H114ZM144 212V211H143ZM1 213H3V214H5V216H3L2 215V217H1ZM14 213V215H11V214H13ZM135 213V212H134ZM153 213V212H152ZM34 214L36 215V216H34ZM42 214V213H41ZM141 214V213H140ZM51 215V216H50ZM112 215H115V213L114 214H112ZM136 215H138V214H135L134 216H136ZM142 215V214H141ZM141 215H139L140 217H143V216H141ZM263 215H262V217H263ZM67 216V218H69ZM151 216V215H150ZM244 216V222L245 223H249V221L251 220L250 219V214L248 215V214H244L243 215ZM49 217L50 218H52V219H49ZM138 217V216H137ZM149 217V216H148ZM40 218H42V220H43V222H45L44 224H43V222L41 221V219ZM55 218V217H54ZM160 218V217H159ZM205 218H206V225L205 226H203V227H200L199 225H195L196 227H197V229H198V236L197 237H195V242H196V245H200L201 244V242H202V239H204V235L206 234V236H205V238H207V241H206V244H207V246L208 245H210L209 247H207L206 248V250H205V252L209 255V257L211 258V259H213V258H215V257H219V258H221V259H225L228 255H227V253L226 252H228V250H229V248H228V246L226 245V243H225V238L219 233V231H218V229H217V224L216 223H214V221H215V219L217 218H215L214 217V215H213V213L211 212V210L209 211V212H206V214H205ZM138 219V218H137ZM136 219V220H137ZM161 219H165V218H161ZM55 220V219H54ZM3 221H5L4 223H2ZM109 221V219L107 220V222ZM54 222H56V220L54 221ZM106 222V223H107ZM135 222V223H134ZM145 223V222H144ZM107 224H109V222L107 223ZM94 225H95V227H94ZM134 225H135V227H134ZM161 225V224H160ZM181 225H184V226H186V232L184 233V234H181L180 233V230H178V228L181 226ZM71 227V228H70ZM92 227H93V229H92ZM246 227H251V224L250 225H248V226H246ZM200 228V229H199ZM247 229V228H246ZM211 230V231H210ZM42 231V234H44V235H46L47 237V240H52V241H49V243H47V244H45L46 245V247L44 248V246L45 245H42L43 244V241H42V235H41V232ZM79 231H82L80 234H78L79 233ZM78 232V233H77ZM180 234L179 235V238H181L182 239V241L181 242H179L178 241V239H176V237L174 236V234ZM258 233V229H256V234ZM75 234L76 235H80V238L79 239H77L76 237L74 238V237H71V236H75ZM258 235H260V234H258ZM253 235H249L248 237H246V239H250L251 237H252ZM110 238V239H107V238ZM64 240H66V241H68V244H69V246H67V245H65V241ZM109 240V241H108ZM155 240H156V244H159V243H161L162 242V239L159 237L158 239L157 238H155ZM260 240H261V237H260ZM58 241H60L59 242V244L57 245V242ZM106 241H108L107 243H106ZM45 243V242H44ZM54 244H56L55 246H54ZM252 244H254V242H252ZM41 245H42V247L45 249V250H47L48 252H46V253H48L47 255H45V256H43V248L41 247ZM40 248H42V249H40ZM45 250H44V253H45ZM38 251H39V254H38ZM45 253V254H46ZM3 255V256H2ZM26 255V254H25ZM234 255V253L233 252H230L229 253V258L231 257L232 258V256ZM33 256V257H34ZM27 257V256H26ZM239 258V257H238ZM112 260V261H111ZM240 260V259H239ZM246 260L247 261H249L250 262V258L249 257H247L246 258ZM254 261L255 260H253L252 261V263L254 264ZM164 262V263H163ZM255 262H258V264H264V258H258V259H256V261Z\"/></svg>",
  "mask_w": 264,
  "mask_h": 264
}]
</instances>
